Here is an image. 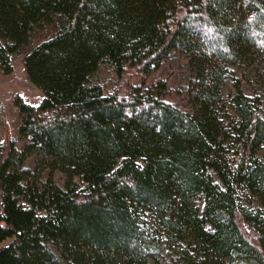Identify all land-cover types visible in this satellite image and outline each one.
<instances>
[{
  "label": "trees",
  "instance_id": "obj_1",
  "mask_svg": "<svg viewBox=\"0 0 264 264\" xmlns=\"http://www.w3.org/2000/svg\"><path fill=\"white\" fill-rule=\"evenodd\" d=\"M22 53L44 97L0 144V264H264V0H0V72ZM176 54L189 111L98 79Z\"/></svg>",
  "mask_w": 264,
  "mask_h": 264
},
{
  "label": "rangeland",
  "instance_id": "obj_2",
  "mask_svg": "<svg viewBox=\"0 0 264 264\" xmlns=\"http://www.w3.org/2000/svg\"><path fill=\"white\" fill-rule=\"evenodd\" d=\"M49 28L36 31L32 43L41 41ZM13 71L10 74L0 72V144L8 143L11 139L16 140L18 148L24 145V139L20 136V113L15 103L17 97H22L26 102L38 104L44 97L43 91L29 79L25 66L24 54L12 57ZM191 77L188 60L181 55H173L165 60L160 68L148 77L135 71L127 73L126 77L120 79L111 67L102 65L98 71V79L101 82L106 94L114 93L121 87L127 89L132 84H139L145 81L146 85H151L157 80H166L171 89L166 97L173 104L189 111L191 104L187 95L182 90L183 86ZM230 87V84L228 85ZM228 87V88H229ZM247 93L252 91L251 84L243 83ZM38 157L32 156L28 159V165L36 169ZM59 184L63 183L64 176L60 173L55 175ZM2 211V193L0 191V212ZM65 264V263H61Z\"/></svg>",
  "mask_w": 264,
  "mask_h": 264
}]
</instances>
